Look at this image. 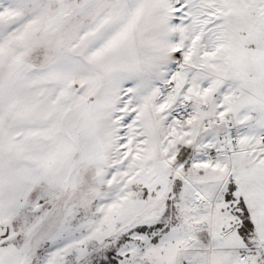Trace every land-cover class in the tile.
Instances as JSON below:
<instances>
[{"label":"snow or ice","instance_id":"obj_1","mask_svg":"<svg viewBox=\"0 0 264 264\" xmlns=\"http://www.w3.org/2000/svg\"><path fill=\"white\" fill-rule=\"evenodd\" d=\"M0 264H264V0H0Z\"/></svg>","mask_w":264,"mask_h":264}]
</instances>
